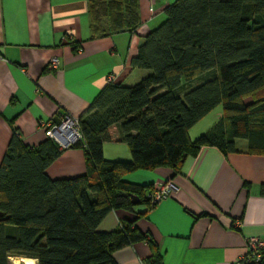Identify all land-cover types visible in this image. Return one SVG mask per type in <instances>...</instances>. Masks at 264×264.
<instances>
[{
    "label": "trees",
    "instance_id": "trees-1",
    "mask_svg": "<svg viewBox=\"0 0 264 264\" xmlns=\"http://www.w3.org/2000/svg\"><path fill=\"white\" fill-rule=\"evenodd\" d=\"M88 6L93 37L140 24L138 0ZM132 66L149 73L131 86L109 83L80 118L83 140L69 148L85 150L84 176L51 179L47 169L67 148L48 138L31 147L14 130L0 166V264L13 256L37 264H118L114 254L139 242L152 250L144 264H163L158 246L133 222L98 232L111 211L131 210L133 197L149 209L157 205L147 198L152 185L124 177L159 167L178 173L201 147L229 155L238 152V140L248 142V154L264 156V0H177ZM218 107L223 118L193 142L189 131ZM115 125L129 162L105 159Z\"/></svg>",
    "mask_w": 264,
    "mask_h": 264
},
{
    "label": "crops",
    "instance_id": "crops-1",
    "mask_svg": "<svg viewBox=\"0 0 264 264\" xmlns=\"http://www.w3.org/2000/svg\"><path fill=\"white\" fill-rule=\"evenodd\" d=\"M177 0H138L139 26L93 37L88 0H0V166L14 130L37 147L47 137L42 121H58L69 113L82 118L114 75L116 85L131 86L149 72L132 66L146 36L167 19ZM52 58L58 70H49ZM224 116L216 108L190 131L194 142ZM118 126L108 131L104 156L108 161L132 160ZM238 152L201 147L180 172L169 167L138 170L124 177L154 189L168 181L173 195L153 209L147 202L111 211L100 233L133 222L158 246L163 264H242L246 242L264 240V156L248 154V142L237 141ZM86 152L67 148L47 169L51 179H72L87 173ZM151 192V191H150ZM152 255L146 242L118 250V264H144Z\"/></svg>",
    "mask_w": 264,
    "mask_h": 264
},
{
    "label": "built area",
    "instance_id": "built-area-1",
    "mask_svg": "<svg viewBox=\"0 0 264 264\" xmlns=\"http://www.w3.org/2000/svg\"><path fill=\"white\" fill-rule=\"evenodd\" d=\"M59 60L53 58L49 65V70L59 69ZM108 83H114V75L107 77ZM39 127L44 131L48 139L56 142L60 148L66 149L83 140L80 119L69 113L61 115L58 121H42ZM176 186L172 181H168L158 189L148 193L147 198L152 205L160 203L162 200L173 195ZM264 260V240L259 237H251L246 242V253L242 258V264H260Z\"/></svg>",
    "mask_w": 264,
    "mask_h": 264
},
{
    "label": "rangeland",
    "instance_id": "rangeland-1",
    "mask_svg": "<svg viewBox=\"0 0 264 264\" xmlns=\"http://www.w3.org/2000/svg\"><path fill=\"white\" fill-rule=\"evenodd\" d=\"M53 59V58H52ZM51 59V60H52ZM200 82L196 81L194 85H199ZM23 259L25 258H22L21 260H19L17 257H11V264H26ZM35 264H37V261H35Z\"/></svg>",
    "mask_w": 264,
    "mask_h": 264
},
{
    "label": "bare ground",
    "instance_id": "bare-ground-1",
    "mask_svg": "<svg viewBox=\"0 0 264 264\" xmlns=\"http://www.w3.org/2000/svg\"><path fill=\"white\" fill-rule=\"evenodd\" d=\"M23 261L26 263V264H35V261L34 259H30V258H25L23 259Z\"/></svg>",
    "mask_w": 264,
    "mask_h": 264
},
{
    "label": "water",
    "instance_id": "water-1",
    "mask_svg": "<svg viewBox=\"0 0 264 264\" xmlns=\"http://www.w3.org/2000/svg\"><path fill=\"white\" fill-rule=\"evenodd\" d=\"M141 201L137 198V197H133V204L136 205V204H139Z\"/></svg>",
    "mask_w": 264,
    "mask_h": 264
}]
</instances>
